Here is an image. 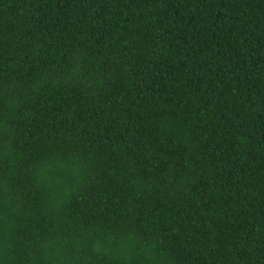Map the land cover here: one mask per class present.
Segmentation results:
<instances>
[{
  "label": "trees",
  "instance_id": "16d2710c",
  "mask_svg": "<svg viewBox=\"0 0 264 264\" xmlns=\"http://www.w3.org/2000/svg\"><path fill=\"white\" fill-rule=\"evenodd\" d=\"M0 264H264V0H0Z\"/></svg>",
  "mask_w": 264,
  "mask_h": 264
}]
</instances>
